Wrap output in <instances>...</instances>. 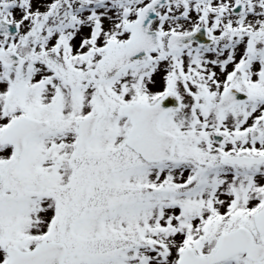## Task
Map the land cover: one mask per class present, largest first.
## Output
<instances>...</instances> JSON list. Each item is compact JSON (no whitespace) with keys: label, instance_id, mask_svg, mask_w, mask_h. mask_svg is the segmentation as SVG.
Segmentation results:
<instances>
[{"label":"snow or ice","instance_id":"1","mask_svg":"<svg viewBox=\"0 0 264 264\" xmlns=\"http://www.w3.org/2000/svg\"><path fill=\"white\" fill-rule=\"evenodd\" d=\"M0 264H264V0H0Z\"/></svg>","mask_w":264,"mask_h":264}]
</instances>
